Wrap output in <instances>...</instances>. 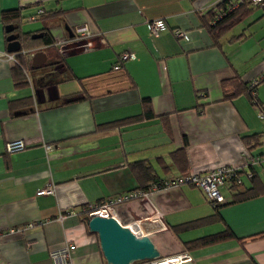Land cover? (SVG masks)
<instances>
[{"label":"crops","instance_id":"obj_1","mask_svg":"<svg viewBox=\"0 0 264 264\" xmlns=\"http://www.w3.org/2000/svg\"><path fill=\"white\" fill-rule=\"evenodd\" d=\"M227 3L0 0L1 263L55 264L53 254L69 242L72 264H107L87 225L88 209L146 187L153 178L163 182L230 166L240 172L242 185L221 189L226 203L238 192L264 189V161L253 163L264 156L258 117L264 112V80L254 97L247 93L264 75V43L256 41L264 35V12L252 9L216 44L205 25ZM16 10L26 21L21 31L31 36L44 33L39 15H53L48 31L61 59L28 72L20 85L2 22L4 12ZM154 20L168 26L158 37L149 30ZM81 26L90 34L82 40L75 32ZM175 29L189 41L176 39ZM37 51L47 55L43 47L28 52L31 59ZM124 53L136 57L114 71ZM145 99L153 118L144 116ZM18 140L26 149L8 153L7 145ZM181 149L186 163L180 165L172 156ZM139 162L150 172L139 169ZM49 186L53 194L38 195ZM214 215L204 192L190 185L151 191L148 199L116 207L118 222L139 223L162 258L189 254L194 264H264V194L226 205L219 219ZM34 222L43 225L10 234ZM188 224L193 225L174 230ZM227 228L235 238L186 247Z\"/></svg>","mask_w":264,"mask_h":264},{"label":"built area","instance_id":"obj_2","mask_svg":"<svg viewBox=\"0 0 264 264\" xmlns=\"http://www.w3.org/2000/svg\"><path fill=\"white\" fill-rule=\"evenodd\" d=\"M245 1L249 2L251 5L255 7H259L262 10H264V0H233L231 4L227 6L225 13L219 14L217 19L214 21V24L220 19H222L223 16H226L238 10L241 6H243ZM40 14H43V11H41ZM149 30L152 36L158 37L163 32L168 30V26L163 20H154L149 23ZM75 32L77 36L81 38V40L90 35L87 30V27H82V26L78 27ZM173 34L176 37V39L180 41L181 40L189 41L190 39L188 34L185 31L180 30V29H175L173 31ZM81 40L78 41L79 44L81 43ZM135 57L136 56L132 53L122 54L119 58L118 63L115 64L113 67L114 71H119L122 68V65L124 63L130 60H134ZM10 59L13 61L16 60L14 55L11 56ZM263 80H264V75L262 76V78H260V80L254 81L250 85V89L252 90L251 95L253 97L255 96V88ZM258 117L264 123V112L263 111H259ZM25 149H26V144L22 140L10 142L7 145V152L10 154L22 152ZM52 149L53 147L47 148L48 151ZM263 161H264V156L254 159L253 163H261ZM185 185L194 186L202 190L209 204L213 208H215L217 205L226 203V199L223 196L221 189L226 186H241L242 180H241L240 172L236 168H233L230 166H222V167L216 168L212 171H209L203 174H188V175L177 177L173 180L163 181L162 183L153 186L151 191H160L163 189H170L172 187H180V186H185ZM151 191L133 190L128 193L115 196L105 202H100L98 204L91 206L87 211V216L89 218L101 217V218H115L116 219V207L118 205L131 202L134 200L148 199ZM53 193H54V188L52 186H49V188L40 190L38 192V195H51ZM154 220L158 221L159 219L157 216L153 218H149L150 223H152ZM42 225H43V222L30 223L22 228H15V229L10 230V234L25 232L27 230L40 227ZM130 226H135L136 228H139L142 235H144L141 225L139 223H135ZM130 226H127V227L129 228ZM73 247L74 245L68 242L64 248L56 251L52 256L54 263L55 264H72L71 249ZM191 260L192 259L189 256V254H180L174 257L165 258L161 262L155 261L151 263L161 264L162 262L166 261L170 264H180L184 261H191ZM0 264H3V263L0 262Z\"/></svg>","mask_w":264,"mask_h":264},{"label":"trees","instance_id":"obj_3","mask_svg":"<svg viewBox=\"0 0 264 264\" xmlns=\"http://www.w3.org/2000/svg\"><path fill=\"white\" fill-rule=\"evenodd\" d=\"M232 2V0H228V3L225 5L223 11L219 14H224L226 11V8L228 5H230ZM252 9H261L259 7H255L253 5H251L249 2L245 1L243 6H241L238 10L223 16L222 19H220L219 21H217L214 24V21L217 19V17L219 16V14H216V17L214 16L215 14L213 13V11L211 12L215 19L212 23V25L207 24L205 25V27L207 28L209 34L211 35V37L213 38L214 42L216 44H218V40L221 36H223L227 31L231 30L234 26H236L245 15H247V13L249 11H251ZM262 10V9H261ZM264 12V10H263ZM44 14V12H43ZM41 16L42 21H44V25L45 28L40 31L43 32L44 31V37L42 39H38V40H33L31 38L30 34H23V32L21 31L22 29V25L23 23L26 21L24 20V17L22 16V14L20 13V10H16V11H9V12H4L2 14V22L8 26L9 24H12L16 27V33H20V41L22 42V51L20 53L17 54L16 57V64H15V68H14V77H15V81L18 85L21 84V82H25L27 83V77L26 74L30 71L36 70L39 67H34L32 65V59H31V55L28 52H32L34 50H40L44 47V49L47 52L48 55V60L50 63H48L45 66H49V65H54L57 63L61 62V59L59 58V54H58V50L55 48V41L53 39V37L51 36V34L48 31V23L49 20L53 21V15H49V14H44L39 15ZM38 17V16H37ZM8 36V34H7ZM26 54H23V53ZM44 66V67H45ZM124 66V64L122 65V67ZM226 84L224 83V88H225ZM247 89L244 88V92H246ZM250 92L251 91H247V93L251 96ZM237 92H235L234 95H236ZM143 104H144V116L146 118H153L154 117V112H153V108L151 106V102L149 99H145L143 100ZM172 158L174 159V161L177 164L181 163H186V156H185V150L181 149L176 151L175 153H173ZM136 166L143 170V172L145 174L149 173L150 170L148 169V166L146 165V163L144 162H139L136 164ZM154 179V178H153ZM151 180L152 182L148 184V186L146 187H142L141 189H137L140 191H151L153 186L158 185L160 183H162L161 181H156V180ZM233 188H239L240 186H231ZM262 194H264V189L262 188L257 189L256 187H254L253 189L246 191V192H238L236 194V198L233 202L230 203H223L220 205H217L214 208L215 211V219H219L220 218V210L225 207L226 205H231V204H236V203H240V202H244V201H248L251 199H255L259 196H261ZM87 214H86V218H87ZM193 224H188L186 226H184V228H180L178 227H174V230L176 232H179L181 229H185L187 227H190ZM235 238V234L229 229L227 228L225 231L212 235V236H208L205 238H201L199 240H196L194 242L188 243L186 244V247L188 248H196V247H203V246H207L210 244H216V243H220V242H224L228 239H232ZM144 263H150L149 261H144V262H139L136 264H144Z\"/></svg>","mask_w":264,"mask_h":264},{"label":"water","instance_id":"obj_4","mask_svg":"<svg viewBox=\"0 0 264 264\" xmlns=\"http://www.w3.org/2000/svg\"><path fill=\"white\" fill-rule=\"evenodd\" d=\"M16 27H6L7 51L10 54H18L22 51L20 35L15 33ZM33 40L42 39L44 33L33 34ZM48 60L46 53L37 51L32 58L34 67L43 66ZM91 233L99 238L101 251L107 264H136L139 262H155L162 259L159 250L148 236L134 233L128 227L121 225L115 218H86ZM180 264H194L184 261Z\"/></svg>","mask_w":264,"mask_h":264},{"label":"rangeland","instance_id":"obj_5","mask_svg":"<svg viewBox=\"0 0 264 264\" xmlns=\"http://www.w3.org/2000/svg\"><path fill=\"white\" fill-rule=\"evenodd\" d=\"M257 35H259L258 36V38L256 39V41H262L263 43H264V35H261V33L260 34H257ZM177 256V255H176ZM171 257H174V256H171ZM166 258H168V257H166ZM163 259H165V257H163L162 259H160L159 261L161 262ZM144 264H152L151 262L150 263H144Z\"/></svg>","mask_w":264,"mask_h":264},{"label":"bare ground","instance_id":"obj_6","mask_svg":"<svg viewBox=\"0 0 264 264\" xmlns=\"http://www.w3.org/2000/svg\"><path fill=\"white\" fill-rule=\"evenodd\" d=\"M161 264H170V263H168V262L164 261V262H162Z\"/></svg>","mask_w":264,"mask_h":264}]
</instances>
